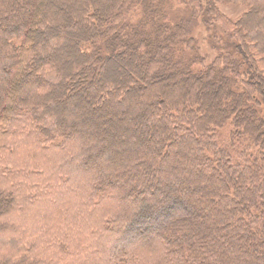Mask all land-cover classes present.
I'll return each instance as SVG.
<instances>
[{"label":"trees","instance_id":"trees-1","mask_svg":"<svg viewBox=\"0 0 264 264\" xmlns=\"http://www.w3.org/2000/svg\"><path fill=\"white\" fill-rule=\"evenodd\" d=\"M261 64L264 0H0V264H264Z\"/></svg>","mask_w":264,"mask_h":264},{"label":"rangeland","instance_id":"rangeland-1","mask_svg":"<svg viewBox=\"0 0 264 264\" xmlns=\"http://www.w3.org/2000/svg\"><path fill=\"white\" fill-rule=\"evenodd\" d=\"M175 6L174 7L172 6V12L182 11V9H184L182 7V5L176 4ZM218 8H219L220 12L222 14H224L225 17L231 21H236L242 15V13L247 11V7L242 5V4H223V5L220 4V5H218ZM207 33H208V31H206V29L204 30L203 25L202 26L199 25L198 21H195V23H193L192 36L194 38L199 39L198 44L200 47V54L202 56H204L206 59H211V58H213L215 52L211 48L212 44H210L207 41V38H206ZM260 68L263 69L264 65L261 64ZM67 98H69V97L67 96ZM69 112H70V109H67L66 113H69ZM9 152H11V150H9ZM6 153L7 152H0V174L2 177L5 176L4 178L6 180L7 186H10V185L17 186L19 182H22L24 180V178L22 177L23 169H26V166L24 163L25 162L24 161L25 160L24 153H23V151L18 152V156L16 155L15 157L14 156H7ZM76 164H78V163H75V165ZM76 167H77V165H76ZM28 168H31V167H28ZM12 169H15V170L11 171ZM43 206L48 207V205H45V204H42L41 207L43 208ZM175 210H172L173 214H174ZM17 212L18 211H15V215L13 214L12 218H6L5 221H14V223H16V225L19 227V225L22 222L20 221L21 220L20 215H19V213L17 214ZM35 214H36V212L31 209V210H29V212L26 213L25 217L28 218V220H29V218H31V216H33V218H34ZM37 217H38V215H37ZM31 223L32 222H28V224H31ZM25 224H26V221H25ZM24 228H25V226H24ZM4 241H5V238L0 237V244Z\"/></svg>","mask_w":264,"mask_h":264}]
</instances>
